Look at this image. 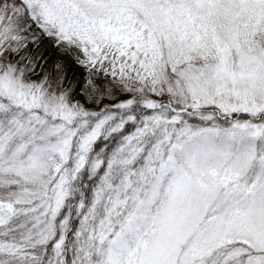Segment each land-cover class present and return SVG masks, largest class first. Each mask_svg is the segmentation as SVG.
<instances>
[{"label":"snow or ice","instance_id":"snow-or-ice-1","mask_svg":"<svg viewBox=\"0 0 264 264\" xmlns=\"http://www.w3.org/2000/svg\"><path fill=\"white\" fill-rule=\"evenodd\" d=\"M0 264H264V0H0Z\"/></svg>","mask_w":264,"mask_h":264},{"label":"trees","instance_id":"trees-1","mask_svg":"<svg viewBox=\"0 0 264 264\" xmlns=\"http://www.w3.org/2000/svg\"><path fill=\"white\" fill-rule=\"evenodd\" d=\"M30 51H31L32 54H42L44 57H46L49 60L50 63L54 62L58 58V55L54 51V49H52L50 47H47L46 43L42 44L39 49L32 48ZM68 74H69V77H72L73 75H75L77 78H80L82 76V74H83V69L78 68L74 63H69L68 64ZM121 98H123V97H121ZM132 130H133L132 128H128L127 131L131 132ZM125 134H127V132ZM119 140H120L119 135H114L108 141H104L103 139H101L97 143L101 147L104 146V144H107L109 149H111V148H114L116 146V144L119 142ZM84 183L87 184V183H90V182L85 179ZM86 194L89 197L91 195L90 192H87ZM75 202L76 201L74 200L73 203H75ZM73 220L75 221V217H73ZM68 256H69V258L71 257V253L70 252H69Z\"/></svg>","mask_w":264,"mask_h":264}]
</instances>
